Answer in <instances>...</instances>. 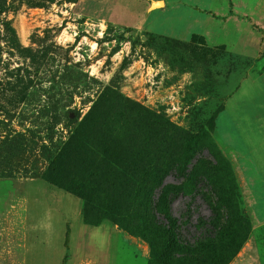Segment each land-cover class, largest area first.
<instances>
[{"label":"rangeland","instance_id":"1","mask_svg":"<svg viewBox=\"0 0 264 264\" xmlns=\"http://www.w3.org/2000/svg\"><path fill=\"white\" fill-rule=\"evenodd\" d=\"M214 2L241 22L222 28L228 49L203 40L206 0H0V264H152L145 207L87 159L188 136L248 220L228 264H264L263 18ZM72 139L77 157L53 164ZM170 214L190 239L209 211L179 197Z\"/></svg>","mask_w":264,"mask_h":264},{"label":"trees","instance_id":"2","mask_svg":"<svg viewBox=\"0 0 264 264\" xmlns=\"http://www.w3.org/2000/svg\"><path fill=\"white\" fill-rule=\"evenodd\" d=\"M194 139L195 136L179 141L169 139L162 146L156 143L146 146L143 156L114 157L111 162H108L109 157H105L106 160L92 156L87 159L90 167L93 164L101 166L118 193H126L128 201L138 200L145 207L146 227L157 238L155 241L142 234L151 249L152 264H228L248 236V220L230 172L227 170L223 177L230 186L220 189L222 180H218L219 174L211 172L209 167L219 172L225 165L214 157L213 162L195 158ZM74 146L73 139L68 141L53 164L58 159L67 160L68 156L70 161L73 156L77 157ZM108 149L113 151L114 148ZM53 170L50 167L48 171L51 174ZM167 177L173 179V186L164 183ZM49 181L70 190L64 184ZM182 182L185 185L179 187ZM179 197L190 202L197 198L209 211L206 219L196 220L197 234L190 239L170 214V205ZM158 239L159 245L156 244Z\"/></svg>","mask_w":264,"mask_h":264},{"label":"crops","instance_id":"3","mask_svg":"<svg viewBox=\"0 0 264 264\" xmlns=\"http://www.w3.org/2000/svg\"><path fill=\"white\" fill-rule=\"evenodd\" d=\"M215 0H206L207 5H205L206 9V15L203 16L202 19L208 23L209 26H211L210 31L203 32L202 37L205 42V44L208 47H217V46H224L228 49V46L226 43L222 40V28H227V26L230 23L237 22L241 23L237 20L235 15H231L226 9L224 10L222 8V2H220L217 6V9L215 7ZM222 1V0H219ZM252 4L247 5V10L250 13L251 11L255 12V16L257 18H263L260 23L264 24V0H250ZM215 8V10L213 9ZM239 43V44H237ZM235 48H239L241 50H244V52H248L249 50H252L251 46L247 44L246 41L239 38L234 43Z\"/></svg>","mask_w":264,"mask_h":264}]
</instances>
